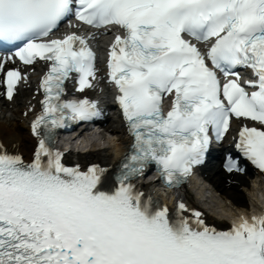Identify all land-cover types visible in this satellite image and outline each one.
Segmentation results:
<instances>
[{"label": "snow or ice", "instance_id": "snow-or-ice-1", "mask_svg": "<svg viewBox=\"0 0 264 264\" xmlns=\"http://www.w3.org/2000/svg\"><path fill=\"white\" fill-rule=\"evenodd\" d=\"M73 16L124 33L110 46L108 75L133 143L109 190L106 169L65 166L52 147L56 129L99 115L87 99H63L73 73L77 91L95 79L84 36L52 38ZM4 45L15 51L0 58V71L15 59L45 61L48 71L31 160L0 142V264H264V215L218 230L183 202L175 214L154 208L132 183L155 163L176 187L233 117L264 126V0H0ZM239 67L254 78L242 84ZM21 79L7 70L9 100ZM166 94L173 99L165 114ZM238 135L237 148L264 171V127L245 125ZM225 167L238 165L229 158Z\"/></svg>", "mask_w": 264, "mask_h": 264}, {"label": "bare ground", "instance_id": "bare-ground-1", "mask_svg": "<svg viewBox=\"0 0 264 264\" xmlns=\"http://www.w3.org/2000/svg\"><path fill=\"white\" fill-rule=\"evenodd\" d=\"M100 93H104L103 90H100ZM30 90L20 89L14 99L10 103H5L0 101V142L8 146L9 151H19L23 156H28L30 149L33 145V139L29 137L27 133V128L25 124V119L28 117L27 114L22 115V110L28 109V106L31 105L33 100L30 99ZM104 130L111 135V139L108 142V145L98 151H88L85 154H77V160L84 161H96L102 165H113L117 159L125 151L126 144L128 143L127 137L123 134V129L119 122L115 119H108ZM15 145V147H13ZM216 151H213L215 155ZM214 159V158H211ZM203 180L208 182L213 190L219 191L220 198L210 197L215 199L216 205L218 207H223L221 205V200L229 198V205L233 206L235 212L230 216L234 215L236 211H244L246 207L245 199L243 200L241 194L232 191L231 188L239 186V184L246 185L245 177L227 175L221 171L214 162H210L205 165L204 169L201 171ZM230 178L229 183L227 179ZM252 185H248L247 192L250 195L251 202L254 204L258 202L259 197L262 196V193L259 191V186L253 180ZM155 183H146L139 181V189L146 192L148 191ZM244 187V186H243ZM229 188V189H228ZM203 191V190H201ZM246 192V193H247ZM180 193L188 200L191 207H197L196 201L191 200L189 193L186 188L180 190ZM228 205V204H227ZM232 208V207H231ZM216 210V209H215ZM217 211V210H216ZM215 215L205 214V217L209 221L216 223H221L218 221L219 218L224 220L219 212H214Z\"/></svg>", "mask_w": 264, "mask_h": 264}, {"label": "rangeland", "instance_id": "rangeland-1", "mask_svg": "<svg viewBox=\"0 0 264 264\" xmlns=\"http://www.w3.org/2000/svg\"><path fill=\"white\" fill-rule=\"evenodd\" d=\"M68 136H69L68 134H63L59 136V140L64 141L65 139H67L69 141L70 139ZM110 139H111V135L105 132L97 133V134L96 133H87V134L85 133V135H83L78 141L68 142V146L73 149H78V150L89 149L91 151H98V150L104 149L108 145V142ZM245 179L247 181L246 185L241 186L240 184L239 186L235 188H231V190L235 191L238 194H241L243 200L245 199L246 207H249L251 204V198H250L249 193L247 192V189H248V185L253 184V183H251L248 176H246ZM190 186H193V184H191ZM200 188L206 191V192L203 191L202 193L204 194L203 196H200V193H201ZM188 192H189L191 199L193 200H196L199 197V198H205L208 201L207 203L206 201H202L201 199H199V202H198V204L203 202L202 206H204L208 214L212 213L210 209H213L214 211L217 210V212H219L220 214L225 215L223 217L225 220L233 212H235V209L233 208V206L229 205L228 203L229 198L221 200L222 201L221 205H223V207L222 206L218 207V205H216L215 199L212 200V198L210 197L213 196L215 198H220L219 197L220 192L216 190H212V188L207 182L203 181L202 184H200L199 186L198 185L193 186V188L188 189Z\"/></svg>", "mask_w": 264, "mask_h": 264}]
</instances>
